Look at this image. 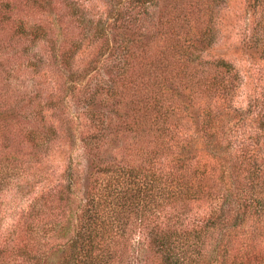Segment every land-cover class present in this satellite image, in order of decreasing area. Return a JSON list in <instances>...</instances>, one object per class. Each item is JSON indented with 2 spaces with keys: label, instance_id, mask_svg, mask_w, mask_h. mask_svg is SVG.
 I'll return each mask as SVG.
<instances>
[{
  "label": "trees",
  "instance_id": "16d2710c",
  "mask_svg": "<svg viewBox=\"0 0 264 264\" xmlns=\"http://www.w3.org/2000/svg\"><path fill=\"white\" fill-rule=\"evenodd\" d=\"M106 3L103 15L75 0H0V193L30 170L26 147L62 129L75 142L80 108L91 123L85 181L66 168L0 230V264H144L138 233L147 264H264V101L232 106L235 65L197 52L227 0ZM250 5L264 17V0Z\"/></svg>",
  "mask_w": 264,
  "mask_h": 264
},
{
  "label": "rangeland",
  "instance_id": "374dc122",
  "mask_svg": "<svg viewBox=\"0 0 264 264\" xmlns=\"http://www.w3.org/2000/svg\"><path fill=\"white\" fill-rule=\"evenodd\" d=\"M75 1L80 7L92 10L93 13L107 14L106 0ZM259 20L264 26L262 10H254L250 5V0H227L226 5L220 9L216 20L217 37L215 41L212 45L201 43L205 46L197 51L206 60L223 58L235 65L240 79L232 98V106L243 110L251 108L255 112L264 101V33H260L261 30L257 31ZM72 26L71 24V30L76 34L79 30L76 22ZM145 35L148 36V34ZM147 36L142 38L151 37L150 34ZM152 36L156 37L153 34ZM96 52V46L89 47L80 52L78 58L79 60H89L96 55ZM4 62L7 63L5 58ZM205 66V69L209 70L212 65L207 62ZM0 73L2 76H6L2 70ZM54 85L55 90L60 93L61 90L56 81H54ZM7 95L4 93V96ZM68 100L73 105V111L76 106L80 107L77 105V99L70 100L69 98ZM80 110V124L77 127L75 142L70 141L62 129L59 130V136L56 139L40 148L44 150L43 153L40 149L33 150L30 146L26 147L29 148V152L25 159L30 170L26 175L15 179L0 193V230L2 232H11L17 228L25 220L41 192L59 180L66 168L71 166L79 174L81 181H85L88 174V156L82 148L80 135L91 129V123L86 113L81 108ZM53 112L54 110L47 109L44 120L58 123L57 117L52 116ZM232 114L234 113L232 112ZM75 115L78 113L75 112ZM196 130L197 126L193 127V131ZM201 145L202 143L197 144L198 147ZM191 206L200 217L209 214L210 207L204 202L195 201L191 203ZM132 251L133 257L140 255L143 258L144 264L152 262V254L148 247L142 244L140 233L135 234L132 238Z\"/></svg>",
  "mask_w": 264,
  "mask_h": 264
}]
</instances>
